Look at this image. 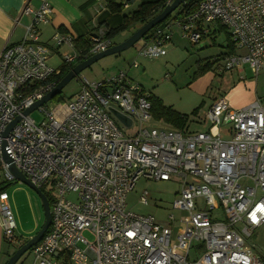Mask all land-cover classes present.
Listing matches in <instances>:
<instances>
[{"label": "built area", "instance_id": "2783aa9c", "mask_svg": "<svg viewBox=\"0 0 264 264\" xmlns=\"http://www.w3.org/2000/svg\"><path fill=\"white\" fill-rule=\"evenodd\" d=\"M108 1L94 0L96 16L106 12ZM172 1L165 0L164 7ZM178 9L177 19L157 25L143 38L139 57L165 56L173 26L182 39L200 45L217 25L228 32L233 51L243 52L226 53L220 72L245 66L254 78L264 73V0H185ZM51 14L47 0L36 8L26 3L19 15L30 17L23 38L0 52V170L7 182L14 180L3 161V148L30 183L56 192L47 231L30 249L31 264H264L244 242L264 225L260 99L233 109L224 96L215 97L203 116L202 131L156 129L147 125L149 94L130 83L124 72L100 82L79 74L77 93L52 107L39 106L43 121L36 124L30 114L21 113L55 86L49 80L59 70L48 63L50 51L59 54L63 49L62 63L69 65L112 46L100 26H94L86 54L76 48L75 37L59 31L43 44L40 26ZM109 107L131 121L123 126L125 131L135 122L136 130L123 133ZM18 115L21 120L3 136ZM172 177L181 180L173 210L188 214L175 239L172 216L159 223L126 205L139 179L167 182ZM70 195L74 199L69 200ZM147 197L142 192L139 202L146 205ZM0 214L3 240L20 247L3 190Z\"/></svg>", "mask_w": 264, "mask_h": 264}, {"label": "rangeland", "instance_id": "374dc122", "mask_svg": "<svg viewBox=\"0 0 264 264\" xmlns=\"http://www.w3.org/2000/svg\"><path fill=\"white\" fill-rule=\"evenodd\" d=\"M139 2L140 0H136V3L131 4L128 9H123V14L126 15L133 12ZM122 7H124V5H122ZM178 13L179 9L177 8L160 24L177 19ZM217 27L220 29V33H216L215 38H213L215 34H211V36H209L212 37L211 40L207 37L203 44L205 46L202 48L201 44L191 45L189 42L182 39L179 28L173 26L171 27V31L175 36L165 47V56L152 60L139 57L137 50L142 45V38L129 49L95 62L82 71L80 76L92 82L101 81L105 78L108 79L116 76L120 72H124L130 83L140 86L145 93L159 99L165 107L186 116L187 121L185 128L189 132L202 131L203 127L201 123L206 112L203 111L205 108L201 110L202 103L204 102L206 105L207 102L214 99V97L218 98L223 96L222 93L218 91V82H220L219 75L221 73L220 69L223 67V61L219 59H221L223 53L226 51L224 46L225 43H227L226 37L228 36V32L217 25L211 26L210 32L212 33ZM103 28L105 29L106 27ZM134 30V28H129L115 35L111 39L112 44L126 40ZM210 41L212 42L210 43ZM63 51L62 49L59 54L50 51L48 60L49 65L53 68L61 67L62 60L60 54ZM217 59L218 61L213 62ZM134 62L138 64L137 68L132 67ZM205 63L210 65L209 68ZM211 77L212 79L215 77L214 82L208 87L207 93L201 95L198 90L199 86H197L196 83L200 82V79L203 78L201 83L204 84L206 79ZM259 78H264V73H260ZM78 89L79 83L76 79L71 80L59 93L61 99H63L64 102L69 101L76 94ZM54 104L53 101H50L45 106L52 107ZM112 106L117 108L115 104H112ZM193 111H196L194 115H192ZM29 116L36 124H40L43 121V114L38 110H34ZM115 123L117 127L127 135L132 134L138 127V123L135 122L125 131L122 124L118 122ZM147 125L150 128L153 127L156 129L167 130L171 128L163 121L155 120L152 116L148 119ZM224 127L231 128L230 125H224ZM180 186L181 180L174 177L167 182L139 179L135 183L133 190L129 192L126 197L127 209L142 216H152L159 223L167 222L168 217L172 216V238L175 239L177 235L182 232L184 227L183 222L188 219V214L186 212L173 210L172 207ZM0 188L8 195V203L17 227L15 236L26 241L29 238L26 232L31 230L34 223L38 227H41L44 222L41 200L34 191L15 179L12 182H7L2 170H0ZM41 190L44 195L46 194L50 197L56 195L55 191H50L47 187ZM144 191L148 194V203L146 205L139 202V197ZM67 198L72 200L74 199V195H70ZM39 229H37V231ZM244 242L253 254L258 255L257 250L260 245L256 241V232H254L251 237L244 238ZM193 245L196 246L197 243L194 242ZM7 249L9 250L10 256L17 250L16 247L11 245H7ZM32 260L33 255L31 251L28 250L20 257L16 264H31Z\"/></svg>", "mask_w": 264, "mask_h": 264}, {"label": "crops", "instance_id": "0c3cea01", "mask_svg": "<svg viewBox=\"0 0 264 264\" xmlns=\"http://www.w3.org/2000/svg\"><path fill=\"white\" fill-rule=\"evenodd\" d=\"M116 1L121 3L122 5H126V7H123V9H128L131 4L136 3V0H130V2H128L127 0ZM148 1L154 0H140L139 4ZM47 2L52 9V14L49 17L48 22L40 26V41L43 44L48 43L51 35L55 31L71 35L76 39L79 37H90V35L94 32V26L106 27L107 29L115 28L120 24L121 17L124 15L122 10L121 14L117 16L115 14H110L108 11L96 16L94 10V0H47ZM26 3H29L31 7L36 8L39 5L40 0H0V52L5 45H13L19 43L23 38L25 28L30 22V17L21 16L19 18V15L21 8ZM139 4H137V6ZM17 22L18 24H16ZM133 28L137 30L138 25H135L131 29ZM218 32L220 33V29H218L217 27L212 33L209 32L207 36L204 35L201 40L202 48L203 46H205L203 44L206 38L211 36V34H215L213 37L215 38L216 33ZM174 36L175 34H173L172 40ZM208 39L211 40L212 37H209ZM211 42L212 41H210V43ZM228 44V42L225 43L224 48L226 51L225 53H223L222 57L226 53H229V49L227 48ZM232 53L243 54L242 51L238 50H234ZM222 57L221 59H219L220 61H222ZM248 71L249 70L247 69V67L244 66L241 69L232 71L230 73H220L218 91L222 93L229 106L233 109L244 108L252 103L255 99H260L264 109V78H259L260 73L256 78H254ZM201 80H203V78L200 79V82L196 84L197 86H199L198 90L201 95H205L208 91V87H210L212 82H214L215 77L213 79L212 77L206 79V82L204 84L201 83ZM213 100L214 99L208 101L206 105L203 102L201 110L205 108L203 111H206L211 106ZM41 227H38L34 223V226L31 227V230L26 232L29 235V238L27 240L32 238L40 230L39 228ZM37 229L39 230L37 231ZM34 232L36 233L33 234ZM254 232H256V241L260 245L259 249L257 250L258 255L255 254V256L264 260V225L256 229ZM20 241H22V244H24V241L21 240V238ZM7 245L8 244H6L2 237L0 214V264H5L10 257ZM16 248L18 249L19 247Z\"/></svg>", "mask_w": 264, "mask_h": 264}, {"label": "water", "instance_id": "95a60500", "mask_svg": "<svg viewBox=\"0 0 264 264\" xmlns=\"http://www.w3.org/2000/svg\"><path fill=\"white\" fill-rule=\"evenodd\" d=\"M184 1L185 0H173L170 5L165 6L159 14H157L156 16L151 18L148 22H146L144 25H142L137 30H135L126 40L118 44H114L109 48H107L106 50L99 52L95 55H92L86 60L75 65L59 82L55 84V86L48 93H46L41 99L35 101L29 108L25 109L21 113V116H27L31 112L36 110L39 106L45 105L48 102L52 101L71 80L75 79L76 76L81 74L82 71L90 67L95 62L99 61L102 58L119 54L132 47L136 42L141 40L149 31H151L155 26L159 25L167 17H169L171 13H173ZM108 111L117 120L118 123L122 124L123 126H130L131 121L127 117L122 115L120 112H118L116 109L109 107ZM21 116L19 115L16 116L12 120V122L9 125H7V127L3 132V136H6L11 131V129L21 120ZM2 157L4 163L7 165L8 170L10 174L14 177V179L20 182L21 184L27 186L32 191H34L36 195L40 198L43 207L44 222L40 230L27 242L22 244L9 257V259L5 263V264H16L17 261L20 259V257L23 256L28 250H30L35 244H37L42 239L45 232L47 231V228L51 220L50 206L43 192L37 187H35L32 183H30V181L14 167L11 159L5 153L3 148H2Z\"/></svg>", "mask_w": 264, "mask_h": 264}, {"label": "trees", "instance_id": "16d2710c", "mask_svg": "<svg viewBox=\"0 0 264 264\" xmlns=\"http://www.w3.org/2000/svg\"><path fill=\"white\" fill-rule=\"evenodd\" d=\"M127 1L130 2V0H127ZM107 3H108L107 11L110 14H115L116 16L121 14L123 10L121 3L117 2L116 0H109ZM164 3H165V0H154V1L142 2L136 7V9L133 12L123 15L121 17V22L117 27L112 28V29L105 28L106 32H105L104 39L111 41V39L115 35L121 33L122 31H125L126 29L132 28L135 25H138V28L141 27L146 22H148L151 18H153L154 16H156L163 10ZM150 32L151 31H149L143 38H146ZM226 40L227 42H229L228 36ZM111 44H112V41H111ZM75 46L77 49H80L84 54H86L91 47L89 37L77 38L75 40ZM227 48L229 49V53L233 52V47H231L230 42ZM213 62H216V60ZM78 63L80 62L77 61L69 65L62 63L61 67L58 68L59 70L58 75L52 77L49 80V82L56 84ZM205 65L208 68L210 66L208 63L207 64L205 63ZM52 101L54 103L64 102V100L61 99L60 94H58ZM148 101L150 102V105H151L150 116H152L155 120L163 121L164 123H166L167 125H169V127L173 129H185L186 121H187L186 116L176 113L172 111L171 109L165 107L159 99L155 98L152 95H149ZM195 113L196 111H193L192 115H194ZM45 196L49 202V206H51L52 198L46 194ZM27 241L28 240L24 241V243Z\"/></svg>", "mask_w": 264, "mask_h": 264}]
</instances>
